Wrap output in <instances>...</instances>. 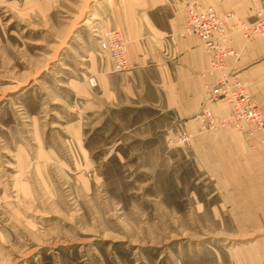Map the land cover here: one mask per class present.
<instances>
[{"label":"rangeland","instance_id":"1","mask_svg":"<svg viewBox=\"0 0 264 264\" xmlns=\"http://www.w3.org/2000/svg\"><path fill=\"white\" fill-rule=\"evenodd\" d=\"M151 1L0 0V264L264 263V186L219 169L203 106L187 133L95 100L100 40Z\"/></svg>","mask_w":264,"mask_h":264},{"label":"crops","instance_id":"2","mask_svg":"<svg viewBox=\"0 0 264 264\" xmlns=\"http://www.w3.org/2000/svg\"><path fill=\"white\" fill-rule=\"evenodd\" d=\"M190 1L203 8L212 7L219 14L232 13L245 22L253 20L255 11L264 5V0L151 1L149 10L170 5L169 15L161 21L149 15H128L120 20L117 26L126 42L128 67L117 73L110 59L103 62L96 87L97 103L103 108L117 102L119 106L150 107L166 113L180 130L195 132L205 87L214 83L217 75L206 74L209 58L201 41L179 36ZM230 37L238 56L226 59V72L244 85L259 109H264V38L245 41L239 33H230ZM209 109L216 121L225 119L229 112L228 105L219 102L209 104ZM211 133H215L219 169L229 166L235 174L245 168L252 173L255 186H264V147L232 125ZM206 145L202 148L205 152L209 150Z\"/></svg>","mask_w":264,"mask_h":264},{"label":"built area","instance_id":"3","mask_svg":"<svg viewBox=\"0 0 264 264\" xmlns=\"http://www.w3.org/2000/svg\"><path fill=\"white\" fill-rule=\"evenodd\" d=\"M230 33H239L245 41L264 38V8L256 11L253 20L245 22L232 13L219 14L212 7H200L195 1L186 4V15L179 36L194 37L201 41L203 52L209 58L206 74L217 75L216 81L205 87V102L199 117L200 129L215 131L232 125L238 132L256 139L264 147V109H259L244 85L226 72V59L238 56ZM99 48L109 57L114 71L121 72L127 68L126 43L119 31L107 32L100 40ZM89 85H96L94 78L89 79ZM216 102L229 107L227 117L220 121H216L209 109V104ZM180 139L185 142L188 138L183 133Z\"/></svg>","mask_w":264,"mask_h":264}]
</instances>
